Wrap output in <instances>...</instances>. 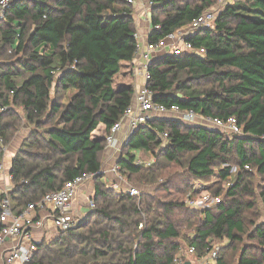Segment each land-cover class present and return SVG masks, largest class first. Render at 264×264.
Returning <instances> with one entry per match:
<instances>
[{
    "label": "trees",
    "instance_id": "16d2710c",
    "mask_svg": "<svg viewBox=\"0 0 264 264\" xmlns=\"http://www.w3.org/2000/svg\"><path fill=\"white\" fill-rule=\"evenodd\" d=\"M9 1L0 21V60L15 59L0 62V163L16 134L29 128L11 159L12 209L22 211L75 177L91 174L94 181L95 208L73 229L39 243L29 264H173L179 251L193 246L202 254L209 240L223 239L227 244L216 264H230L236 251L238 264H263L264 0H230L221 10L216 0L150 1V27H160L151 31L150 42L218 10L212 29L188 39L203 55L166 54L149 64L146 87L153 102L222 121L235 118L242 136L168 119L140 127L116 164L121 176L153 189L137 197L105 188L97 175L106 136L135 93L131 83L114 87L123 63L136 56L133 5ZM136 151L157 160L149 167L136 165ZM160 156L164 163L157 162ZM232 167L237 173L227 187L222 184ZM212 179L219 184L211 194L222 202L204 212L187 208L184 198L162 202L155 195L174 189L182 196L179 185ZM189 225L194 228L182 238L181 227ZM244 236L257 243L258 257L249 254L254 246H241Z\"/></svg>",
    "mask_w": 264,
    "mask_h": 264
},
{
    "label": "built area",
    "instance_id": "2783aa9c",
    "mask_svg": "<svg viewBox=\"0 0 264 264\" xmlns=\"http://www.w3.org/2000/svg\"><path fill=\"white\" fill-rule=\"evenodd\" d=\"M126 1L131 5L136 4L135 0ZM9 4V0L0 1V21L5 19ZM150 9V6L145 9L146 15L149 14ZM217 15V9L208 10L192 19L189 25L167 34L157 42L148 41V36L151 31H159V26L151 28L147 40H143L139 33L135 32L137 50L134 75L140 77L143 84L138 90H135L131 105L124 111L120 120L111 127L106 136V153L112 152L120 156L122 148L131 134L156 119H168L189 127L201 126L228 135L242 136V130L235 118L222 121L217 118L204 117L193 110H180L175 105L166 107L162 104H155L153 102L154 93L146 87L149 80L148 66L153 60L166 54L180 56L183 53L197 55L205 53L203 49L194 48L188 39L199 31L212 29ZM161 136L165 144L168 135L163 133ZM135 163L149 167L154 163V160L148 163L136 160ZM119 170V167L114 163L108 169L107 174L101 168L97 175L102 177L101 181L103 180L105 188L130 197L139 196L138 188L129 186L120 175ZM245 170H249V168L246 166ZM236 173L237 168L232 167L230 177L227 179V187H230ZM106 175H110L112 178L108 180ZM92 179L93 175L91 174L75 177L66 182L60 190L44 195L39 201L27 205L25 209L16 213L12 209L8 196L11 190V177L5 173L2 161L0 163V183L3 182L0 185V264H29L37 252L39 243L50 241L60 232L76 227L80 220L78 214L72 209V203L77 195L89 186ZM84 200L88 210L91 211L95 208L92 194L85 195ZM221 202L222 197L214 196L205 190L201 192L194 190L183 201L187 208L201 212L214 208ZM52 229L54 233L49 234ZM226 244L227 240L225 239L209 240L202 254H198L195 247H188L176 254L173 264L187 262L189 264H216L219 254Z\"/></svg>",
    "mask_w": 264,
    "mask_h": 264
},
{
    "label": "rangeland",
    "instance_id": "374dc122",
    "mask_svg": "<svg viewBox=\"0 0 264 264\" xmlns=\"http://www.w3.org/2000/svg\"><path fill=\"white\" fill-rule=\"evenodd\" d=\"M151 0H137L136 1V4H134L133 5V12H135V10H136V5H137V3L138 2H141L140 4L142 5V6H144V8L146 9L148 6H150L151 7V2H150ZM228 1H230V0H216L215 2H218L215 6H217L216 8L217 9H222V7L228 2ZM180 2H189V3H195L196 2V0H181ZM150 4V5H149ZM15 58L14 57H6V59L5 58H3V59H1L0 60V62H3L4 60H8V61H13ZM131 71H132V66H131V64L130 63H123V67H122V69H121V71H120V73L115 77V80H114V87H117V86H119V85H126V84H133V82H134V76H132L131 75ZM18 133H22V132H18ZM17 133V134H18ZM16 134V135H17ZM27 137V136H26ZM14 139V138H13ZM13 141V140H12ZM11 141V142H12ZM11 144V143H10ZM9 144V145H10ZM8 145V146H9ZM7 146V147H8ZM7 152H8V150H6ZM142 154H141V157H140V159L143 161V160H146V158H148V157H152L151 156V154H146V153H144L143 151H140ZM7 154V153H6ZM154 158V162H156V158L155 157H153ZM185 158H187V156H185ZM157 162H160V163H164V160L161 158V156H160V158L158 159V161ZM3 166H4V163H3ZM179 173H184L185 172V170L184 169H182V170H179L178 171ZM122 177H123V179L125 180V178H126V176L123 174L122 175ZM126 183L129 185V186H132V187H136V188H138V190H139V192L140 193H145V192H149V193H152V190L153 189H147L145 186L144 187H139L137 184H136V182H135V180H130V179H127L126 178ZM194 184V187H193V192H194V190H196V192H201V191H207L208 193H213V191L217 188V186H218V180H216V179H212L211 181H210V183H208V184H205V183H191L190 184V186H188L187 188H185V185H179L180 186V188L181 189H183V190H185V193L181 196V195H178L177 193H176V190H174V189H171V190H169V192H164V191H160V192H158L157 194H155L158 198H159V200L160 201H168V200H171V199H174V198H186V195L187 194H190V193H192V192H190V187L192 186ZM259 184H260V182L259 181H257L256 182V187L258 188L259 187ZM222 185H224V186H226L227 185V182L226 183H223ZM94 186V181L92 180L91 182H90V184H89V186L87 187V188H85V189H83V191H84V193H85V195H88V194H92V187ZM258 191L259 190H257V192H256V194L258 195ZM81 195H83V198H84V194H81ZM82 197H81V199H79L78 201H82L83 202V204H82V209L84 210V213H82L83 215H80V217H79V220H80V222L79 223H81V222H83L85 219H86V217H87V214L90 212V210H88V207H87V205H86V202H85V200L83 199ZM84 200V201H83ZM259 202V213L261 214V216H263V206H262V203L260 202V201H258ZM260 206H262L261 208H260ZM261 220V217L259 216V219H258V221H260ZM190 226V225H189ZM184 227V226H183ZM183 227H181V237L182 238H186L187 236H188V233H189V231H191V228L193 229L194 227H193V225H191L190 226V228L189 227H187V229L186 228H183ZM246 234H248V232H249V225L248 224H246ZM191 234H189V236H190ZM250 245H252V246H254V249H250L249 250V254L250 255H256V257H258V252H256V249H255V247L257 246V243L255 242V241H249V240H246V238H245V236H244V242H243V244L241 245L242 247H248V246H250ZM239 254H240V252L239 251H236L235 252V254L234 255H232V258H230V260H229V262H230V264H238V257H239ZM264 264V263H263Z\"/></svg>",
    "mask_w": 264,
    "mask_h": 264
},
{
    "label": "crops",
    "instance_id": "0c3cea01",
    "mask_svg": "<svg viewBox=\"0 0 264 264\" xmlns=\"http://www.w3.org/2000/svg\"><path fill=\"white\" fill-rule=\"evenodd\" d=\"M140 3L141 2L137 3V5L135 6L136 10L134 12V20H135V25H136V31L139 33V35L141 36V38L143 40H147L148 33L151 30L149 19H148L149 18V14L146 15L145 8ZM130 64L132 66V71H133L132 74H134L135 60L132 63H130ZM133 76H134L133 84L135 86V90H138L142 86V84H143L142 81L143 80L140 77H136L135 75H133ZM20 132H22V133L21 134L18 133L14 137L13 141L11 142V144L4 151L3 163H4L5 173H7V174L10 173L11 159L15 155L17 149L19 148V146L21 144V141L23 139H25L26 136L28 135L29 128L26 125H24ZM6 150H8V152ZM134 154L136 156V160L141 161L143 163H148V162H151L152 160H154L153 156L151 155L152 157H148V158H146V160L142 161L140 159L141 154H142L140 151H136V152H134ZM146 154H149V153H146ZM118 159H119L118 155H116V154H114L112 152L106 153V156L104 157V161H103V164H102V169L104 171H106V174H107L108 169L111 168V166L114 163L117 164ZM106 178L108 180H110L112 177L110 175H106ZM2 184H3V182L1 181L0 185H2ZM81 194H84L83 191L80 192L77 195L76 199L72 203V209L78 214L79 217H80V215H83L82 213H84V210L82 209L83 202L82 201H78L79 199H81V197L83 198V195H81ZM53 233H54L53 229L49 231V234H53Z\"/></svg>",
    "mask_w": 264,
    "mask_h": 264
},
{
    "label": "water",
    "instance_id": "95a60500",
    "mask_svg": "<svg viewBox=\"0 0 264 264\" xmlns=\"http://www.w3.org/2000/svg\"><path fill=\"white\" fill-rule=\"evenodd\" d=\"M136 131H137V130H136ZM136 131H134V132L131 134V136L129 137V139L127 140V142H126V144H125V145H127V144H128V142H129L130 138L133 136V134H134V133H136ZM125 145H124V146H125ZM185 264H189V263L187 262V263H185Z\"/></svg>",
    "mask_w": 264,
    "mask_h": 264
}]
</instances>
